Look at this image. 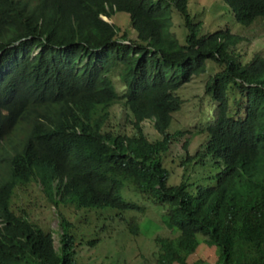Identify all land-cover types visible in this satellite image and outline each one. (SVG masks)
<instances>
[{
    "label": "trees",
    "instance_id": "16d2710c",
    "mask_svg": "<svg viewBox=\"0 0 264 264\" xmlns=\"http://www.w3.org/2000/svg\"><path fill=\"white\" fill-rule=\"evenodd\" d=\"M222 1L241 26L264 27V0ZM118 12L136 38L105 20ZM195 12L189 0H0V264H76L107 222L138 236L145 203L171 228L154 239L156 264H208L188 261L201 243L217 248L214 264H264V56L244 64L234 52L243 38L206 30ZM209 62L221 68L205 84L213 120L195 133L206 140L193 155L184 142L182 159L202 180L169 185L164 155L190 133L170 129L184 104L177 91ZM117 105L121 121L108 129ZM33 182L55 208L54 231L12 208Z\"/></svg>",
    "mask_w": 264,
    "mask_h": 264
},
{
    "label": "rangeland",
    "instance_id": "374dc122",
    "mask_svg": "<svg viewBox=\"0 0 264 264\" xmlns=\"http://www.w3.org/2000/svg\"><path fill=\"white\" fill-rule=\"evenodd\" d=\"M194 10H203L204 17L200 21L204 20L206 30L213 32L230 28L235 35L243 38L234 52L241 55L244 64L249 63L255 54L260 53L264 56V27L261 19H258L249 27H243L236 22L222 0H189V12L192 17L196 15ZM180 19L178 15H175L173 30L176 31L179 42L185 44L186 30L184 26L179 28L180 24H182ZM109 21L111 23L115 22L123 32L127 31L131 38H136V34L130 25L129 16L126 13L118 12ZM220 69L217 64L209 62L206 73L194 77L190 83L177 91L180 98L184 100V104L181 110L174 114L170 129L172 131L181 129L190 131V133L174 143L164 155V166L171 174L169 185H179L186 178L190 179L191 182H200L202 180L200 168L194 169L190 167L188 171L185 169L182 163V159L186 155L183 144L185 141L190 142L189 149L191 153L190 151L189 153L193 155L206 140L205 134L196 135L195 133L213 120L216 104L205 93V84ZM116 85L120 90L122 84L119 80H116ZM120 121L121 109L117 105L113 110V117L108 129H115ZM144 131L151 141L159 137L153 124L149 121L144 123ZM21 138L22 135L13 137L16 142ZM140 204L144 205L143 203ZM145 205L147 208L146 212L137 215L141 226L138 236L126 234L124 225L122 226L119 222L108 220L111 224L107 222L109 226L107 231L102 234L104 236L103 240L95 248L91 249L88 246H79L77 248L76 264H156L155 254L158 248L154 239L157 236L168 237L171 228L161 216V210L153 207L150 203H145ZM12 208L14 212H18L21 209L24 210L31 222L39 224L46 229L54 231L59 228V220L57 219L55 208L49 202H46V198L45 196L43 197L40 185L37 182L20 187L15 191ZM62 211L67 215L75 214L74 209L71 207H62ZM84 213L79 211L76 215L84 217ZM85 216L90 221L102 223L101 218L103 216L91 212ZM87 231L92 233L95 229L90 228V231L88 229ZM217 258V248L215 246L210 247L201 243L196 253L188 261L193 263L202 260L208 264H214Z\"/></svg>",
    "mask_w": 264,
    "mask_h": 264
},
{
    "label": "clouds",
    "instance_id": "9594fccd",
    "mask_svg": "<svg viewBox=\"0 0 264 264\" xmlns=\"http://www.w3.org/2000/svg\"><path fill=\"white\" fill-rule=\"evenodd\" d=\"M105 20H108V22H109L110 19L105 18ZM109 23H110V22H109ZM22 138H24L23 134H22Z\"/></svg>",
    "mask_w": 264,
    "mask_h": 264
},
{
    "label": "water",
    "instance_id": "95a60500",
    "mask_svg": "<svg viewBox=\"0 0 264 264\" xmlns=\"http://www.w3.org/2000/svg\"><path fill=\"white\" fill-rule=\"evenodd\" d=\"M108 21V20H107ZM110 22V21H109ZM111 23V22H110Z\"/></svg>",
    "mask_w": 264,
    "mask_h": 264
}]
</instances>
